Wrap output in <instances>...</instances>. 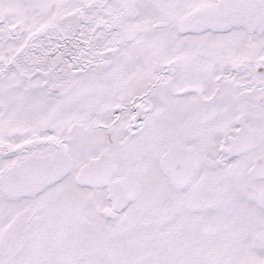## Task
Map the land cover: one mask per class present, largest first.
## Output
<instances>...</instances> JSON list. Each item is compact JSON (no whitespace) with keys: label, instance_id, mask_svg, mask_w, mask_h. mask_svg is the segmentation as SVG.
Returning a JSON list of instances; mask_svg holds the SVG:
<instances>
[{"label":"snow or ice","instance_id":"6c2138e0","mask_svg":"<svg viewBox=\"0 0 264 264\" xmlns=\"http://www.w3.org/2000/svg\"><path fill=\"white\" fill-rule=\"evenodd\" d=\"M0 264H264V0H0Z\"/></svg>","mask_w":264,"mask_h":264}]
</instances>
